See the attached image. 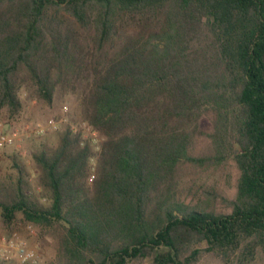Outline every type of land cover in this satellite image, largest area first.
<instances>
[{
  "label": "trees",
  "instance_id": "1",
  "mask_svg": "<svg viewBox=\"0 0 264 264\" xmlns=\"http://www.w3.org/2000/svg\"><path fill=\"white\" fill-rule=\"evenodd\" d=\"M29 90L102 142L4 151V233L39 230L55 264L264 263V0H0V113ZM230 161L232 199H185V168Z\"/></svg>",
  "mask_w": 264,
  "mask_h": 264
},
{
  "label": "rangeland",
  "instance_id": "2",
  "mask_svg": "<svg viewBox=\"0 0 264 264\" xmlns=\"http://www.w3.org/2000/svg\"><path fill=\"white\" fill-rule=\"evenodd\" d=\"M20 97L22 99L23 106L15 118L8 120L5 111L0 113V132H14L17 134V140L15 141L14 145L0 148V156L4 151L15 150L20 153L27 165L31 167L32 162L29 156V147L32 143L38 140H45L50 146H55L57 144V133L63 128L64 125H70L73 130L80 132L81 126L83 124L69 123L67 114L69 111H71L73 104L72 98L67 97L64 100L56 101L52 107H48L45 103L38 101L31 90L26 93H22ZM63 106L67 107L66 113L63 112ZM49 118H53L59 122L58 129L56 131L49 132L42 136L30 134L29 131L32 126H34L36 123H44ZM202 126L207 128L208 122L203 121ZM98 137V147L93 146L95 151L99 150L100 144L102 142V137L99 135V133ZM82 138L89 142L84 134ZM206 149V141H199L196 152H204ZM237 177L238 171L232 161L218 169L187 167L185 168L182 176V186L184 188L185 199L187 201L192 200V202H206L205 198L208 196V193H213L214 191L224 197L232 199L236 192ZM217 206L218 209H220L219 204H217ZM19 220L20 219H17V221H15L16 227H14L12 231L20 232V234L27 238L30 243H32V245H38L42 255L40 264H55L57 254L56 242L45 237L44 235L41 236L39 230L35 229L34 227L31 228L32 234H27L26 227H22L21 221ZM6 231L8 230L5 229V226L0 221V233H4ZM130 264H150V262L147 260H138L133 261ZM195 264L222 263L216 256L211 254H203Z\"/></svg>",
  "mask_w": 264,
  "mask_h": 264
},
{
  "label": "built area",
  "instance_id": "3",
  "mask_svg": "<svg viewBox=\"0 0 264 264\" xmlns=\"http://www.w3.org/2000/svg\"><path fill=\"white\" fill-rule=\"evenodd\" d=\"M62 109L66 113L67 107L63 106ZM58 124V121L49 118L44 123H36L29 132L32 135L42 136L56 131ZM80 132L82 136L84 134L92 146L98 147V133L90 125L83 124ZM16 140V133L0 132V148L12 146ZM31 228L30 226L26 227L27 234H32ZM40 251L38 245H32L20 232L0 233V264H40L42 257Z\"/></svg>",
  "mask_w": 264,
  "mask_h": 264
}]
</instances>
